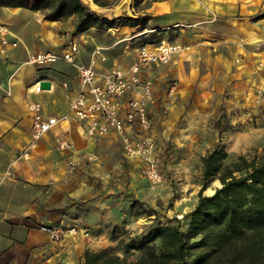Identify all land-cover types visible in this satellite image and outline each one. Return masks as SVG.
Instances as JSON below:
<instances>
[{
    "label": "rangeland",
    "instance_id": "1",
    "mask_svg": "<svg viewBox=\"0 0 264 264\" xmlns=\"http://www.w3.org/2000/svg\"><path fill=\"white\" fill-rule=\"evenodd\" d=\"M118 1L108 0V5L113 7ZM208 17L199 23L183 20L127 38L129 44L134 41L131 49L162 40L172 41L176 49L167 64L144 69L153 72V79L146 76L152 82L160 78L159 97L153 103L157 105L150 112L152 150L127 156L117 137L103 141L91 153L77 152V157L67 160L68 166L78 167L82 162L92 164L94 170L90 176L97 193L91 201L97 203L98 212L92 222H98L103 233L97 239L99 247L89 251L110 248L125 264L146 257L148 250H122L130 239L156 224L186 231L188 214L199 195L211 196L221 186L214 179L201 190V158L207 151L220 142L229 163L240 155L249 158L264 150V8L234 21L221 20L214 13ZM142 18L138 14L135 20ZM255 33L257 39L252 38ZM97 48L99 53L92 57L104 61L103 48ZM60 62L64 61L54 64ZM172 63L173 77L168 73ZM170 114L173 121L167 122ZM219 128L223 130L219 132ZM133 131L137 133L136 128ZM97 138L110 139L107 135ZM152 162L158 179L151 176ZM245 234L224 253L210 255L209 263L257 264V253H264V227ZM79 236L93 238L80 231L78 235L67 233L64 241Z\"/></svg>",
    "mask_w": 264,
    "mask_h": 264
},
{
    "label": "crops",
    "instance_id": "2",
    "mask_svg": "<svg viewBox=\"0 0 264 264\" xmlns=\"http://www.w3.org/2000/svg\"><path fill=\"white\" fill-rule=\"evenodd\" d=\"M81 1L97 16L114 22L113 25L77 33L76 15L49 21L39 11L0 7V21L9 30L7 39L15 43L0 60V264H81L85 251L99 247L97 239L103 231L98 222H92L98 212L97 203L91 201L97 193L90 176L94 171L92 164L81 162L69 173L67 160L72 161L77 152L91 153L103 141L117 138L114 133L107 134L110 139L90 137L84 123L70 119L59 122L45 134L28 159H17L18 152L31 139L28 103L41 102L47 114L64 116L78 91L74 66L64 62L32 66L27 63L30 54L48 51L60 54L71 42H77L75 61L87 66L94 58L95 48L101 47L105 60L95 56L94 66L99 74H105L111 68H127L135 58L139 46L131 49L134 41L127 43L128 37L132 39L183 20L199 23L213 13L221 20L234 21L264 8V0H119L113 7H101L92 0ZM138 14L143 18L135 20ZM252 38L257 39L256 33ZM168 73L173 77V63ZM144 75L153 79V72L144 71ZM155 78L154 98L159 97L160 79ZM37 81L49 82V89L32 93L31 86ZM171 121L170 114L167 122ZM59 135L71 143L73 150L60 151L56 147L55 137ZM42 225L73 229L77 235L85 231L90 238L96 235L91 240L79 236L57 243L40 229Z\"/></svg>",
    "mask_w": 264,
    "mask_h": 264
},
{
    "label": "trees",
    "instance_id": "3",
    "mask_svg": "<svg viewBox=\"0 0 264 264\" xmlns=\"http://www.w3.org/2000/svg\"><path fill=\"white\" fill-rule=\"evenodd\" d=\"M92 1L101 7L109 4L108 0ZM0 7L39 11L49 21L76 15L77 33L114 23L97 16L81 0H0ZM222 130L219 128V132ZM226 159L227 153L220 142L202 156L201 190L214 179L221 186L211 196L199 195L196 206L188 214L186 231L178 226L156 224L140 237L130 239L123 253L148 250L146 257L133 264H210V255L230 249L246 236L245 231L255 234L264 227V150L249 158L240 155L229 163ZM256 263L264 264L263 252L257 253ZM82 264H125V260L112 249L102 248L85 251Z\"/></svg>",
    "mask_w": 264,
    "mask_h": 264
},
{
    "label": "built area",
    "instance_id": "4",
    "mask_svg": "<svg viewBox=\"0 0 264 264\" xmlns=\"http://www.w3.org/2000/svg\"><path fill=\"white\" fill-rule=\"evenodd\" d=\"M9 30L0 21V60L10 45L7 39ZM176 47L172 41H160L142 44L137 49L136 58L124 69L111 68L105 74L95 69V60L83 66L75 61L78 43L71 42L68 49L60 54L39 52L28 56V63L39 66L51 65L58 60L74 66L77 70L78 91L69 102V113L64 116L47 114L41 102L31 101L27 108L31 118V139L19 151L17 159H27L30 151L37 146L45 134L53 130L59 122L75 119L85 124L86 134L90 137L105 136L114 133L121 141L123 152L130 157L141 156L152 150L149 134L152 131V119L149 109L154 103L153 83L144 75V69L167 64ZM99 53L98 48L93 51ZM37 81L31 86L32 93H41L44 89ZM65 85V84H64ZM136 128L137 133L134 132ZM135 136V137H134ZM55 145L60 151H70L71 143L63 136L55 137ZM151 176L158 179L154 163ZM76 169L71 164L68 172ZM53 241L63 242L67 233L76 234L73 229L63 227L40 226Z\"/></svg>",
    "mask_w": 264,
    "mask_h": 264
},
{
    "label": "water",
    "instance_id": "5",
    "mask_svg": "<svg viewBox=\"0 0 264 264\" xmlns=\"http://www.w3.org/2000/svg\"><path fill=\"white\" fill-rule=\"evenodd\" d=\"M40 86H41L42 89H44V90L46 89L47 90L50 87V83L47 82V81H41L40 82Z\"/></svg>",
    "mask_w": 264,
    "mask_h": 264
},
{
    "label": "bare ground",
    "instance_id": "6",
    "mask_svg": "<svg viewBox=\"0 0 264 264\" xmlns=\"http://www.w3.org/2000/svg\"><path fill=\"white\" fill-rule=\"evenodd\" d=\"M131 2V1H130ZM128 8V7H127Z\"/></svg>",
    "mask_w": 264,
    "mask_h": 264
}]
</instances>
